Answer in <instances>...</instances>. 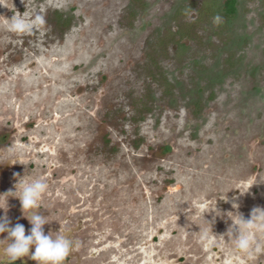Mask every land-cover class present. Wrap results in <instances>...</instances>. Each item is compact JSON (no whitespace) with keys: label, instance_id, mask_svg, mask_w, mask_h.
Here are the masks:
<instances>
[{"label":"rangeland","instance_id":"1","mask_svg":"<svg viewBox=\"0 0 264 264\" xmlns=\"http://www.w3.org/2000/svg\"><path fill=\"white\" fill-rule=\"evenodd\" d=\"M207 1L0 0V207L27 235L8 192L43 179L63 264H264L223 235L264 209V0Z\"/></svg>","mask_w":264,"mask_h":264},{"label":"clouds","instance_id":"2","mask_svg":"<svg viewBox=\"0 0 264 264\" xmlns=\"http://www.w3.org/2000/svg\"><path fill=\"white\" fill-rule=\"evenodd\" d=\"M221 22V16L213 17L214 24L218 25ZM44 23L43 16L36 15L33 19L26 20L23 15L18 13L9 19L8 28L14 33H31L36 27ZM14 187V191L8 192L10 193L9 196L19 200L23 216L28 220L31 227L26 235L23 224H12L11 218L7 215L6 199L4 207H0L4 210V214L0 215V233L7 234L5 239L0 240L6 241V244L0 247V264H14L15 261L24 257L36 261V264H63L65 258L72 251L75 242L67 231H57L54 237L50 234L46 235L44 232V225L48 224L49 221L39 209L40 201L48 189L47 183L43 179L33 178L21 180L18 187L17 183ZM223 200L227 202V196L224 195ZM232 207L236 209L239 205L232 203ZM208 211L214 212L213 219L211 221L203 219L207 221L208 230L212 233L211 228L215 223V217L221 216V212L216 209V202L214 209L210 208ZM25 212L27 215L24 214ZM234 215L235 219L228 217L231 224L223 235L232 242L234 248L239 252L257 257L264 254V244L254 240L253 236L250 235L253 231L264 230V209L254 208L248 219L239 213ZM206 235L207 233H205ZM31 249L34 251H31L30 254Z\"/></svg>","mask_w":264,"mask_h":264},{"label":"trees","instance_id":"3","mask_svg":"<svg viewBox=\"0 0 264 264\" xmlns=\"http://www.w3.org/2000/svg\"><path fill=\"white\" fill-rule=\"evenodd\" d=\"M201 10L212 21L214 16L219 15L222 21L229 22L236 16V0H208Z\"/></svg>","mask_w":264,"mask_h":264},{"label":"flooded vegetation","instance_id":"4","mask_svg":"<svg viewBox=\"0 0 264 264\" xmlns=\"http://www.w3.org/2000/svg\"><path fill=\"white\" fill-rule=\"evenodd\" d=\"M179 11V10H178ZM177 11V12H178ZM55 16H57V18H61L62 15L57 11V13L55 14ZM181 46V45H180ZM3 245L0 244V247H2ZM14 264H33L31 261L25 260V259H18L17 261L14 262Z\"/></svg>","mask_w":264,"mask_h":264}]
</instances>
